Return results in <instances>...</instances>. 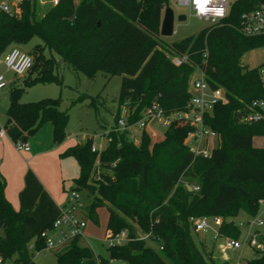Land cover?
I'll return each instance as SVG.
<instances>
[{"label": "trees", "instance_id": "1", "mask_svg": "<svg viewBox=\"0 0 264 264\" xmlns=\"http://www.w3.org/2000/svg\"><path fill=\"white\" fill-rule=\"evenodd\" d=\"M38 1L24 0L19 16L0 13V58L11 45L40 40L28 51L33 57L30 75L11 88L4 129L13 142H27L47 123L53 126L55 143L66 138L69 113L62 110L60 98L21 101L29 87L61 83L53 53L89 77L99 72L122 75L106 148L92 152L87 140L72 149L81 162L72 188L88 200L83 213L94 225L100 226L99 211L105 209L106 231H127L129 240L109 247V257L100 258L84 238H72L57 252L58 264H215L211 254L197 247L192 218L220 217L219 235L239 239L238 219L257 216L264 200V147L253 144L264 137V119L243 121L251 103L264 99L259 75L264 63L249 68L242 62L245 53L264 47V36L240 32L242 15L264 0H235L225 18L172 45L160 34L169 0H59L40 16ZM175 55L187 56V61L175 65ZM197 69L212 89H223L227 97L204 116L219 135L209 157L196 155L187 145L194 127L184 119L174 121L160 141L143 133L139 145L127 131L115 130L123 108L129 123L138 121L154 101L169 115L187 111L190 77ZM88 99L99 111L97 97L82 95L73 103ZM97 161L110 173L94 185L90 180ZM49 227L40 228L35 217L12 207L0 177V254L13 264H34L31 245L44 250L41 233ZM139 232L150 238L140 239ZM247 262L264 264V250Z\"/></svg>", "mask_w": 264, "mask_h": 264}, {"label": "rangeland", "instance_id": "2", "mask_svg": "<svg viewBox=\"0 0 264 264\" xmlns=\"http://www.w3.org/2000/svg\"><path fill=\"white\" fill-rule=\"evenodd\" d=\"M234 1L235 0H228L230 4ZM0 2L15 3L16 0H0ZM51 6L52 4L50 0H43V3L38 1V15L40 16L44 14ZM169 6L175 13L174 33L171 36H161L163 42L168 45H172L174 42H179L187 37L196 36L201 30L212 25L210 21L193 16L189 9L187 7L180 6L177 0H169ZM182 14L186 15L187 18L184 21H179L178 16ZM39 42L40 40L38 38H34L27 45H11L9 48L18 47L21 50L28 52L36 43ZM53 56L57 63L55 72L59 75L61 83L37 84L29 87L24 90L21 101L33 102L44 98H60L62 110H67L69 113L67 130L75 141L86 144V139L93 138V142L98 149H105L109 141L107 134L115 124L114 116L119 107L122 75H108L104 72H99L93 77H89L83 72L75 70L70 65L65 63L57 53H53ZM242 62L249 68H254L263 64L264 47L245 53L242 58ZM0 74H4L10 84L16 80V85L18 86H21L24 78L30 75L28 73L27 75L19 78L13 71L7 69L4 64L3 57L0 58ZM199 75L200 71L198 69L191 75L190 89L193 80L198 78ZM33 76L34 75L31 74V77ZM11 86H8L4 90L0 91V114L5 118V123L6 110L10 102V92L11 88L14 87ZM82 95L97 97L99 111L89 105V99L83 102L73 103L75 99ZM121 111V113H123L124 110L122 109ZM5 123H3V125H5ZM156 130L158 132L157 140L160 141L164 138L166 129L160 125H156ZM212 144L214 145V142L210 143V146H212ZM253 144L254 146L264 147V137L254 139ZM70 159L73 162L75 161L74 158ZM80 171L79 166H76V178H79L81 174ZM105 173L110 172L96 166V173L95 176L91 177V183L98 185V182L102 181V174ZM67 183L69 186H72L74 184V180L68 179ZM84 193L86 194V190ZM87 204L88 200L84 199L83 205ZM99 214L100 226L94 225L81 213H79V217L83 218L87 222L86 236L84 238L85 243L91 247L96 257L108 258L109 247L107 242L104 240L108 216L105 209H100ZM257 216H259L264 223V200L260 205ZM249 219L250 217L248 215L242 214L238 221H247ZM210 224H213L212 220H210ZM240 229L241 235L239 241L243 243L248 236L249 227L245 225ZM255 229L259 232L258 239L260 240L264 237V224L262 226L255 227ZM192 233L197 247L205 253V255L211 254L215 264H222L224 262H227L228 264H237L239 258L246 262L255 256L256 251L248 246L245 247L243 251L225 249L224 237L216 236L214 230L210 228L203 232L202 236L198 231H193ZM59 250L60 247L44 249L41 251H37L33 248L31 253L34 264H58L57 252ZM9 264L13 263L10 261Z\"/></svg>", "mask_w": 264, "mask_h": 264}, {"label": "built area", "instance_id": "3", "mask_svg": "<svg viewBox=\"0 0 264 264\" xmlns=\"http://www.w3.org/2000/svg\"><path fill=\"white\" fill-rule=\"evenodd\" d=\"M24 0H16L15 3L0 2V13H6L10 16H19L21 14L20 4ZM43 3V0H39ZM59 0H50L52 6L58 4ZM140 1V0H138ZM178 4L187 7L191 14L199 19L210 21L212 24L225 18L230 9L228 0H177ZM240 32L244 36H264V5L244 13L240 21ZM4 64L8 70L13 71L18 77H23L28 74L33 65V57L27 52L18 47H12L3 56ZM187 61V56L179 55L173 56L172 62L175 65H180ZM259 75L264 84V65L259 69ZM9 82L4 74H0V91L9 86ZM191 99L188 104V110L185 112L167 114L161 105L154 101L151 105L146 107L142 113V117L134 122H128V113L123 108V113L116 125V131H127L129 138L135 145H139L143 133H147L153 141L157 140L158 132L156 125H160L167 129L176 120H187L194 127V130L188 135L186 139L187 145L196 155H203L209 157L213 149L219 144V135L209 125L206 124L204 116L211 113L215 104L219 102H226L227 97L224 90L221 88L212 89L205 79V75L200 72L198 78L194 79L191 85ZM264 119V99H256L250 105V111L244 116L243 121L246 123H253ZM91 140L92 152H100ZM191 142V143H190ZM193 142V143H192ZM214 145L210 146V143ZM216 143V144H215ZM192 144V145H191ZM17 150L29 151L30 145L28 142L15 143ZM97 167L99 163L97 161ZM199 190V187H192V190ZM262 203V201L260 202ZM83 198L82 193L76 189L71 188L68 191L66 205L61 210L60 215L51 222V227L43 230L42 238L45 240V249H53L66 245L72 238H85L87 222L79 217V213L83 212ZM210 220L213 224H210ZM195 231L205 232L208 228L214 230L216 236L219 235V227L223 219L220 217H200L192 218ZM264 223L259 216L250 218L247 221H238L237 225L242 228L245 225L249 227V232L246 240L242 243L239 239L228 236L224 237V248L233 251H243L245 247H250L255 251L264 250V237L258 239L259 232L255 227L262 226ZM140 239H149L150 234H140ZM104 240L108 247L122 246L129 240L128 232L122 231L114 234L112 231H106ZM33 249L34 246L31 245ZM0 254V264H9ZM237 264H248L240 258Z\"/></svg>", "mask_w": 264, "mask_h": 264}, {"label": "crops", "instance_id": "4", "mask_svg": "<svg viewBox=\"0 0 264 264\" xmlns=\"http://www.w3.org/2000/svg\"><path fill=\"white\" fill-rule=\"evenodd\" d=\"M16 84L15 80L9 86ZM4 121L0 114V177L5 182V196L15 210L32 215L40 228H45L60 215L69 189L75 186L76 166L81 170V162L72 149L83 144L76 142L68 130L65 140L55 143L53 126L47 123L28 139L30 150L19 151L5 133ZM68 179L74 180L72 186Z\"/></svg>", "mask_w": 264, "mask_h": 264}, {"label": "water", "instance_id": "5", "mask_svg": "<svg viewBox=\"0 0 264 264\" xmlns=\"http://www.w3.org/2000/svg\"><path fill=\"white\" fill-rule=\"evenodd\" d=\"M186 15H179L178 20H186ZM174 23H175V13L173 9L167 5L163 14V19L161 23L160 34L161 36H171L174 33ZM188 189L192 190V187L188 185ZM200 235H203V232H200Z\"/></svg>", "mask_w": 264, "mask_h": 264}]
</instances>
